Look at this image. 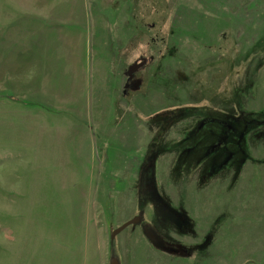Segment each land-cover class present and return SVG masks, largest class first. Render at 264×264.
I'll return each instance as SVG.
<instances>
[{
	"label": "rangeland",
	"instance_id": "rangeland-1",
	"mask_svg": "<svg viewBox=\"0 0 264 264\" xmlns=\"http://www.w3.org/2000/svg\"><path fill=\"white\" fill-rule=\"evenodd\" d=\"M263 45L264 0H0V264H108L144 152L134 116L197 104L219 82L229 96L247 88ZM140 54L154 61L123 95L121 71ZM26 63L30 76L11 73ZM251 179L258 204L264 180ZM251 198L245 242L223 237L217 264H264V206L255 218ZM150 243L128 227L114 251L120 264H159ZM249 249L257 255L244 259Z\"/></svg>",
	"mask_w": 264,
	"mask_h": 264
},
{
	"label": "flooded vegetation",
	"instance_id": "flooded-vegetation-1",
	"mask_svg": "<svg viewBox=\"0 0 264 264\" xmlns=\"http://www.w3.org/2000/svg\"><path fill=\"white\" fill-rule=\"evenodd\" d=\"M261 50L263 53L249 70L255 77L247 88L237 82L229 96L226 84L219 87V82L205 100L197 104L191 101L185 110L168 108L153 115L134 116L139 149L144 152L138 161L132 211L120 224L131 222L121 231L139 227L154 247L151 249L159 264H181L194 257V264L225 260L223 237L236 239L241 235L244 242L246 239L241 228L244 199L247 202L252 197L248 207L256 209L255 218L264 206V199L257 204L258 185L251 179L260 175L264 180V93L261 97L250 95L260 89L264 92V45ZM153 61L154 56L140 54L126 65L121 71L123 95L141 87ZM136 62L140 63L136 68L127 69ZM246 89L251 92L248 94ZM227 101L234 107L222 108ZM171 129L174 138L167 141ZM258 145H263L260 150ZM185 187V192L190 187L195 191L180 195ZM260 193L264 194V188ZM259 220L264 223V215ZM257 236L247 234V240L260 242ZM240 252L248 260L257 255L250 249ZM228 254L233 258L232 252Z\"/></svg>",
	"mask_w": 264,
	"mask_h": 264
},
{
	"label": "water",
	"instance_id": "water-1",
	"mask_svg": "<svg viewBox=\"0 0 264 264\" xmlns=\"http://www.w3.org/2000/svg\"><path fill=\"white\" fill-rule=\"evenodd\" d=\"M140 63H132L128 66V70H133L134 68H136L137 65H139ZM131 221H125L122 224L114 227L110 234H109V239H110V255H109V259H108V264H120V260L119 257L117 256V254L115 253V249H114V240L117 236V234L124 228L126 227Z\"/></svg>",
	"mask_w": 264,
	"mask_h": 264
},
{
	"label": "crops",
	"instance_id": "crops-1",
	"mask_svg": "<svg viewBox=\"0 0 264 264\" xmlns=\"http://www.w3.org/2000/svg\"><path fill=\"white\" fill-rule=\"evenodd\" d=\"M33 71L30 70L29 68V64H24V65H21V68H19L18 66L14 65L13 68H12V71L11 73L15 76V75H27V76H30L32 74ZM6 74V73H4ZM29 79L30 77H28V80H24L23 82H21L22 85H27V90H30V87H29Z\"/></svg>",
	"mask_w": 264,
	"mask_h": 264
},
{
	"label": "trees",
	"instance_id": "trees-1",
	"mask_svg": "<svg viewBox=\"0 0 264 264\" xmlns=\"http://www.w3.org/2000/svg\"><path fill=\"white\" fill-rule=\"evenodd\" d=\"M169 1V0H168Z\"/></svg>",
	"mask_w": 264,
	"mask_h": 264
}]
</instances>
